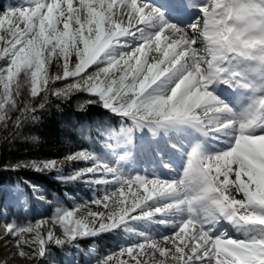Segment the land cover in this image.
I'll use <instances>...</instances> for the list:
<instances>
[{
  "label": "snow or ice",
  "instance_id": "6c2138e0",
  "mask_svg": "<svg viewBox=\"0 0 264 264\" xmlns=\"http://www.w3.org/2000/svg\"><path fill=\"white\" fill-rule=\"evenodd\" d=\"M54 60L61 71L51 75ZM78 93L120 118L119 131L103 129L108 151L10 167L54 171L93 196L58 202L34 224L6 223L0 239L12 255L34 261L49 244L125 233L118 251L90 264H264V0H24L0 12V126L19 131L50 97ZM145 130L193 136L186 149L170 144L184 158L178 176L163 159L171 178L128 173L134 133ZM73 162L86 166L64 175ZM224 222L239 238L219 231ZM153 225L166 231L144 230Z\"/></svg>",
  "mask_w": 264,
  "mask_h": 264
},
{
  "label": "trees",
  "instance_id": "16d2710c",
  "mask_svg": "<svg viewBox=\"0 0 264 264\" xmlns=\"http://www.w3.org/2000/svg\"><path fill=\"white\" fill-rule=\"evenodd\" d=\"M9 3L10 0H0V12H3ZM91 98L86 93H78L66 102L50 97L51 103L38 113V121L25 124L19 131L12 127L5 129L0 126V185L14 186L18 183L32 205L40 200L33 196L34 192L28 187L29 184L38 186L39 195L44 196L45 202H53L55 198L68 196L89 198L91 190H88L87 185H83L82 182L63 183L56 179L57 174L54 171L38 173L23 168L13 171L10 166L32 160H62L66 155L84 149L101 153V146L107 137L103 129L117 131L120 118L99 104L84 103ZM81 104H84L83 108L80 107ZM13 132H16L15 136L12 135ZM80 166V162L65 163L63 174L70 175ZM7 214L9 219L14 214L24 221L27 219L22 210H15L12 205L7 206ZM48 217V212L32 216L35 222ZM114 240H116L115 234L109 233L94 240L83 238L79 241L78 247H73L79 248L83 254L94 245L101 249L107 244L111 245ZM73 247L64 248L65 251L54 246L48 248L60 257L65 254L64 252L74 250Z\"/></svg>",
  "mask_w": 264,
  "mask_h": 264
},
{
  "label": "rangeland",
  "instance_id": "374dc122",
  "mask_svg": "<svg viewBox=\"0 0 264 264\" xmlns=\"http://www.w3.org/2000/svg\"><path fill=\"white\" fill-rule=\"evenodd\" d=\"M23 2L24 0H10V3L7 4L6 8L9 6H18L19 4ZM59 71H61V69L57 65V62L54 60L52 65L49 66V73L51 75H55ZM64 83L66 82H57V86H63ZM128 123H131V122L129 121ZM119 128L117 129V131H119ZM144 134L147 135L148 137L151 136V134L148 133L147 130L144 131ZM137 138H138V135H137V132H135L133 136V145H137V146L139 145ZM162 138L165 139L164 142L166 144L168 143L167 145L169 147H170V144L174 143L178 147L180 146L181 149H186L193 140V136L187 135V134H180V135L175 134L174 137H170V138L162 137ZM108 143H109L108 137H106L105 143H103L101 146V150H102L101 153L108 151L107 149ZM150 145L155 146L152 143H150ZM137 146H133L131 148V152L129 153V160L125 163V168L127 169L128 173L132 175H136V174L143 175L146 170L145 166L151 167L152 163L149 161V156H147L149 153L148 152L142 153L139 147ZM209 148L211 150L212 145H210ZM154 152L157 153L156 149L154 150ZM123 154L124 153L121 152V155ZM143 158H144V162H142ZM161 159L171 164V166L175 169V174L177 176L179 175V172L181 171L183 162H184L183 157L181 158L180 162L178 163L176 162L173 164L171 161L167 160L165 156H163L162 153L160 152L158 156L159 163ZM143 163L144 165H142ZM80 165H81L80 167L86 166L84 162H80ZM83 185L85 184L83 183ZM28 187H30V189H33L32 185L30 184ZM87 189L91 190L88 186H87ZM38 195L39 193H34L33 196L37 197ZM92 196H93V191L91 190L89 198H84V197H79V196L77 197L68 196L66 198H61V199L55 198L53 202H45L44 200L39 199L40 200L39 202L36 201L32 205V203H29V199L26 196L23 188L18 183H16L14 186L0 185V233L3 232V228L6 223L15 222L18 225H27L30 223L34 224V222L36 221V220L34 221V219L36 217L32 218V216H35L37 214L43 215L45 212H48L49 214L48 218H50V216L54 214L55 208L58 206V202L64 207L71 208L74 204H78V203H82L84 201L90 200ZM9 205H12L15 210H22L24 217H26L27 219L25 221L23 219H19L16 214H14V216L10 217L9 219V216L7 214V206ZM90 207L92 208L93 211L100 210V209H97L94 205H91ZM87 211H88L87 208L82 209L81 212L78 213V215H83ZM48 218H44V219H48ZM157 229L160 232L166 231L163 228V226H159V225H153L151 226V229H144V230L152 231V233L155 235ZM138 230L140 229L138 228ZM231 232L232 234H234V236H237V233L233 230L232 227H231ZM121 235L122 236H119V237L115 235L116 240L111 242V245L107 244V246L101 249L94 245L92 248L89 249V251L87 252L84 251L83 254L80 252L81 250L79 248H74L72 245L57 246L55 244H49L47 246L46 254L44 257L40 258L39 260L26 261V264H43V261L46 262L44 264H90V261L93 260L94 256H103L109 253L116 252L119 250L120 247H122L125 243H127L130 234L121 233ZM132 239H135V237L132 236ZM5 243L6 241L0 239V259H2L5 256H11V258L8 260L11 263V261H13L16 256L12 255V245L8 243L7 247H5ZM49 246H54L55 248L61 251L62 250L65 251L64 248L72 246L74 250L71 249V251H68V252L66 251L64 252L65 254H62L59 257L48 248ZM93 248L96 249V252L90 255V250Z\"/></svg>",
  "mask_w": 264,
  "mask_h": 264
},
{
  "label": "bare ground",
  "instance_id": "6f19581e",
  "mask_svg": "<svg viewBox=\"0 0 264 264\" xmlns=\"http://www.w3.org/2000/svg\"><path fill=\"white\" fill-rule=\"evenodd\" d=\"M154 2H155V0H154ZM180 135V134H179ZM168 144V143H167ZM180 147V146H179ZM159 151V150H158ZM149 153V152H148ZM148 156H149V159L150 160H152V156L150 155V154H148ZM147 159V158H146ZM142 162H144V158H143V161ZM142 165H144V163L142 164ZM182 165V164H181ZM146 167V166H145ZM146 171V170H145ZM45 231H47V228H45L44 229ZM222 230H224V232H227L231 237H233V238H239L238 236H234V234H232V232H231V226L230 225H228L226 222H224L221 226H220V228H219V231H222ZM56 231H57V234H59V232H60V230L58 229V227H57V229H56ZM167 231H170V229H168ZM26 238H28L27 236H26ZM8 263H10V261H8ZM44 263H46V262H44L43 261V264ZM10 264H26V261H24V260H21L18 256H16L15 257V259L13 260V261H11V263Z\"/></svg>",
  "mask_w": 264,
  "mask_h": 264
}]
</instances>
